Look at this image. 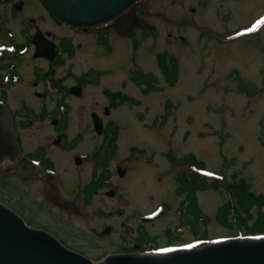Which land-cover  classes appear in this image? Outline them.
<instances>
[{
    "label": "rangeland",
    "instance_id": "374dc122",
    "mask_svg": "<svg viewBox=\"0 0 264 264\" xmlns=\"http://www.w3.org/2000/svg\"><path fill=\"white\" fill-rule=\"evenodd\" d=\"M186 6L182 0H139L135 14L152 30L134 28L115 40L114 51L108 56L96 55L94 47L83 49L86 37H82V49L70 61L75 74L88 67L100 69L98 88L88 91L96 100H100L103 89L118 88L140 99L138 104L123 105L109 115L119 124L110 169L118 163L126 167L124 177L115 171L110 177L115 195L109 197L108 186H100L88 204L79 198L72 215L66 211L38 215L43 223L61 226L65 243L94 264L117 251L120 234L139 223L137 214H146L159 204L166 203L168 210L151 232L182 225L184 232L176 242L192 246L196 239L222 241L240 232L235 210L242 214V209L230 184L243 179L251 193L264 196V24L256 34H234L261 21L264 0H222L219 7L208 2L207 13L195 14L182 13ZM208 27L223 32L225 42L208 34ZM233 34L236 38L229 39ZM160 54L165 55L166 62L170 58L176 62L174 84L159 68ZM135 75L152 78L144 96L139 94L142 83L133 87ZM12 94L19 95L16 87ZM22 101L30 105L28 95L20 94L15 103L22 105ZM81 118L84 121L89 116L83 114ZM95 143L91 138L79 151ZM188 156L201 162L203 169L191 166ZM92 166L86 163L69 168L71 175L63 176L66 200L78 180L80 185L89 181ZM6 167L10 163L0 166L1 174H6ZM187 172L197 173L208 185L194 193L204 217L197 230L192 226L194 212L189 211L190 206L187 215L191 220L176 212L181 200L188 201L187 195L176 189L185 179L191 180ZM7 176L12 179V173ZM16 181L27 214L28 194L32 190L38 196L39 189L30 179ZM213 182L217 187L211 185ZM15 194L11 184H0V200L12 206ZM83 194L86 197V190ZM227 203L230 210L226 220L231 228L217 219L219 208ZM260 205H251L253 218L247 226L264 212V203ZM118 211L122 213L118 215ZM109 225L114 226L113 233L102 232L103 226Z\"/></svg>",
    "mask_w": 264,
    "mask_h": 264
},
{
    "label": "flooded vegetation",
    "instance_id": "af4514ba",
    "mask_svg": "<svg viewBox=\"0 0 264 264\" xmlns=\"http://www.w3.org/2000/svg\"><path fill=\"white\" fill-rule=\"evenodd\" d=\"M182 1L187 3L182 13L195 14L207 13L205 5L208 2L216 3L219 7L222 0ZM215 12L219 16V8ZM113 22L76 27L55 18L42 0H0V103L8 110L19 147L16 155L4 159L0 164L10 163V167L5 168L6 174L0 172V184H11L16 192L14 205L2 200L0 203L16 213L28 227L51 235L72 251L75 249L69 247L61 236V226L43 223L38 215L45 213L50 216L63 211L72 215L79 198L88 204L92 195L105 185L114 192L112 196L115 195L116 187L110 183V177L113 171L117 175L118 171H123L125 176L126 167L118 163L114 170L110 169L119 124L109 115L119 111L123 105L140 102L138 97L120 88L103 89L100 100H96L88 91L98 88L100 69L88 67L75 74L72 66H69L71 59L82 49V37H86L83 49L94 47L96 55L103 56L113 53L115 40L129 34H119ZM191 24L194 25L193 22ZM208 28V34L222 40L223 32L216 33L218 29ZM22 71L30 78H26ZM136 84L134 81L133 87L137 88ZM14 87L18 90V96L12 94ZM146 90L147 85L143 83L139 94L146 95ZM20 94L28 95L30 105L25 101H22L23 106L15 103ZM83 114L89 118L83 121ZM91 138L96 143L91 148L79 151ZM86 163L93 165L89 181L80 185L78 180L66 200L63 176L71 175L69 168L72 166L77 169ZM8 173H12V179L8 178ZM20 178L30 179L39 189L38 196L32 190L28 194L30 212L27 214L18 196L21 192L16 180ZM176 189L178 192V187ZM83 190H86V197ZM183 201L176 212L185 217L189 202ZM184 205L185 208H181ZM167 210L168 205L162 203L146 214H137L139 223L125 228V232L120 234L117 251L111 254H161L191 247L184 242H176L184 232L182 225L162 228L159 234L151 232L150 229ZM157 212L156 219L143 221V218ZM121 213L117 212L118 215ZM105 228L109 232H104ZM114 229L112 225L103 226L102 232L111 234ZM191 241L193 244L194 241Z\"/></svg>",
    "mask_w": 264,
    "mask_h": 264
},
{
    "label": "water",
    "instance_id": "95a60500",
    "mask_svg": "<svg viewBox=\"0 0 264 264\" xmlns=\"http://www.w3.org/2000/svg\"><path fill=\"white\" fill-rule=\"evenodd\" d=\"M52 15L69 25L92 27L114 21L119 34L133 27L152 30L137 17V0H42ZM9 120H7V119ZM19 148L8 111L0 104V163ZM123 171H118L120 177ZM113 191L106 194L111 197ZM158 215L143 218L144 222ZM104 232H109L105 228ZM0 264H94L84 255L64 247L51 235L28 227L0 203ZM95 264H264V237L228 238L189 249L162 254H109Z\"/></svg>",
    "mask_w": 264,
    "mask_h": 264
},
{
    "label": "trees",
    "instance_id": "16d2710c",
    "mask_svg": "<svg viewBox=\"0 0 264 264\" xmlns=\"http://www.w3.org/2000/svg\"><path fill=\"white\" fill-rule=\"evenodd\" d=\"M158 63H159V68L165 75L166 79L169 81V83L174 84L175 82V75H176V62L173 60V58H170L169 61H165V55L160 54L158 57ZM134 79L140 83H146L147 84V90L151 87V79L148 76H143V75H135ZM154 81V80H152ZM190 160V165L193 166L194 168L198 167L200 170L203 169V164L201 162L196 161V159L193 156H188L187 157ZM186 159V158H185ZM191 177L190 181H187L185 179L184 183L180 188H178L179 193H184L187 195V202H189V211L194 212V216L189 218L187 215L188 210H186V220H191L192 221V226L194 230H197L199 223L204 222V217H202V214L198 211L197 205L195 203V196L194 193L197 190H204L208 187V185L205 184L204 178L200 177L197 173H191L189 174ZM202 178V179H200ZM1 179V178H0ZM202 181V182H199ZM211 185L216 186V184L213 182ZM236 194L237 196V201L240 204V207L242 209V214L241 212L237 209L236 211V222H237V228L238 231H240L237 235L235 236H264V212L262 214H259L257 218L253 221L252 226H247V221L251 220L252 214H251V205L252 204H260L264 203V196H256L253 193H251L248 190V185L243 179L238 180L235 183L230 184L229 186ZM229 203L224 204L223 207H220L217 213V219L218 222L228 228H231V224L227 222L226 216L228 214L229 209ZM246 230V233H243L242 230ZM201 241V242H200ZM212 241H207L206 237H203L201 239H196V245L201 246L204 244H208Z\"/></svg>",
    "mask_w": 264,
    "mask_h": 264
},
{
    "label": "snow or ice",
    "instance_id": "6c2138e0",
    "mask_svg": "<svg viewBox=\"0 0 264 264\" xmlns=\"http://www.w3.org/2000/svg\"><path fill=\"white\" fill-rule=\"evenodd\" d=\"M161 251H167V249H161Z\"/></svg>",
    "mask_w": 264,
    "mask_h": 264
}]
</instances>
